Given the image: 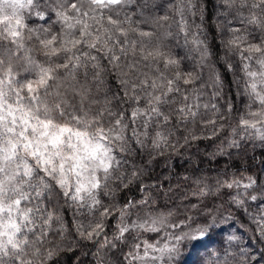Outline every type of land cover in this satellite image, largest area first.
Instances as JSON below:
<instances>
[{
  "label": "snow or ice",
  "instance_id": "1",
  "mask_svg": "<svg viewBox=\"0 0 264 264\" xmlns=\"http://www.w3.org/2000/svg\"><path fill=\"white\" fill-rule=\"evenodd\" d=\"M209 2L0 0V264H264V0H212L222 69Z\"/></svg>",
  "mask_w": 264,
  "mask_h": 264
},
{
  "label": "trees",
  "instance_id": "2",
  "mask_svg": "<svg viewBox=\"0 0 264 264\" xmlns=\"http://www.w3.org/2000/svg\"><path fill=\"white\" fill-rule=\"evenodd\" d=\"M216 10L212 7V0L209 2L208 12L206 16V24L213 25L211 29L206 27V35L208 37L209 44L213 43V37L216 39L217 48L215 49L218 55L215 56L216 60H219V67L223 68V60L220 57L223 56V49L219 47V41L221 39L220 35L216 33L214 24H215ZM227 38L226 36L224 37ZM229 78L231 79V74L229 73ZM205 80H207V70H205ZM208 96L210 97L212 89L208 88ZM234 92V90H233ZM208 97H205L207 99ZM223 104V101H219ZM239 111L233 112L229 123L234 124L238 121L239 112L243 110V106L239 105V102L236 101ZM230 131V129H229ZM225 132L219 139L214 141L209 140H200L192 142L191 146H186L179 149V155L172 153L170 155V160L168 163H165V160L168 159L166 154L165 157L160 158V166L156 168V172L161 174V179L163 176L171 174L173 179L172 184L177 183V178L184 175H192L194 177H204L207 176L214 181L218 173L225 169V165H232L227 168V173L230 175L233 171L242 169L246 165L242 160H238L233 157V160H229L228 157L217 156L215 159L211 158V154L217 151V146L221 144V141L224 140V137L227 136ZM255 155L257 157L256 164L259 166V161L264 159V153L261 149L257 148L255 152H249V156ZM255 169L249 168V171H254ZM190 183V182H189ZM129 197L138 196L139 194L135 191L126 193ZM254 210V209H253ZM203 255V253H201ZM196 259L195 255L192 257L194 261Z\"/></svg>",
  "mask_w": 264,
  "mask_h": 264
}]
</instances>
